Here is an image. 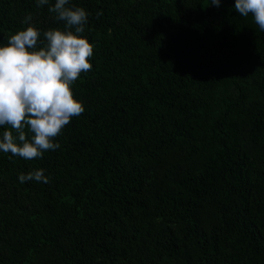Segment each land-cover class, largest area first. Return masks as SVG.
Masks as SVG:
<instances>
[{
  "label": "trees",
  "instance_id": "16d2710c",
  "mask_svg": "<svg viewBox=\"0 0 264 264\" xmlns=\"http://www.w3.org/2000/svg\"><path fill=\"white\" fill-rule=\"evenodd\" d=\"M55 2L0 0V46L28 14L37 50L64 31ZM70 5L85 111L41 159L0 152V264H264V31L235 0Z\"/></svg>",
  "mask_w": 264,
  "mask_h": 264
},
{
  "label": "clouds",
  "instance_id": "9594fccd",
  "mask_svg": "<svg viewBox=\"0 0 264 264\" xmlns=\"http://www.w3.org/2000/svg\"><path fill=\"white\" fill-rule=\"evenodd\" d=\"M48 2L37 0V7ZM220 4L221 0H211L217 8ZM235 11L243 17L251 14L259 30L264 31V0H235ZM49 12L64 22L65 30L45 31L39 50L41 32L30 23L31 14L22 21L28 25L26 29L12 35L6 46H0V127L11 129L0 138V152L26 161L41 159L44 152L60 148L55 138L73 117L85 111L83 104L74 99L72 85L81 73L93 69L89 59L94 45L80 38L90 13L70 5V0H56ZM18 179L22 184L50 182L44 169L19 174Z\"/></svg>",
  "mask_w": 264,
  "mask_h": 264
}]
</instances>
